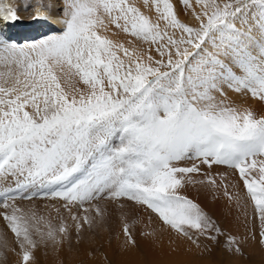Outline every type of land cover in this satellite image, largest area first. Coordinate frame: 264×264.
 Wrapping results in <instances>:
<instances>
[{"label":"snow or ice","instance_id":"1","mask_svg":"<svg viewBox=\"0 0 264 264\" xmlns=\"http://www.w3.org/2000/svg\"><path fill=\"white\" fill-rule=\"evenodd\" d=\"M62 5L56 31L20 43L3 31L21 20L17 0H0V258L39 264L41 247L78 245L114 214L117 239L138 248L142 212L145 228L204 251L264 248V0ZM188 185L222 191L243 239Z\"/></svg>","mask_w":264,"mask_h":264},{"label":"rangeland","instance_id":"2","mask_svg":"<svg viewBox=\"0 0 264 264\" xmlns=\"http://www.w3.org/2000/svg\"><path fill=\"white\" fill-rule=\"evenodd\" d=\"M60 8H62L61 5ZM40 31L42 32V30ZM41 34L52 33L49 31ZM41 34L37 33V36L34 35L33 38H41ZM22 40L25 41L26 38L24 37ZM230 95L233 96V99H238L234 94ZM218 167V170H212L213 174L221 172V166ZM206 189L208 191L203 193L190 190L186 186L184 194L199 203L225 232L236 234L242 239L245 235L243 215L237 211L234 205L227 202L226 198L222 196V191H214L209 187ZM24 203L27 206V202ZM45 203L48 201L39 199L36 201L41 209ZM147 216V212H142L140 223L132 229L136 235L138 248H125L122 235L117 239L119 228L117 227V215L114 214L101 228L91 233H84V239L78 245L73 241L71 247L66 244L59 252L41 247L40 251H37L39 254L36 252L39 264H46L47 258H53L54 264H123V262L126 264H264V248H261L256 242L250 241L243 245V255H232L222 247H217L208 241H202V246L207 244L211 251H204L203 247L198 249L189 241L162 229L158 222L154 221L150 227L145 228ZM0 228H3L2 222H0ZM153 230H155L153 237L139 235L142 231ZM9 241L11 243L10 235ZM128 251L133 252L136 261L131 262L125 259L124 254ZM15 259L13 253L7 252V260L0 258V264H15Z\"/></svg>","mask_w":264,"mask_h":264},{"label":"bare ground","instance_id":"3","mask_svg":"<svg viewBox=\"0 0 264 264\" xmlns=\"http://www.w3.org/2000/svg\"><path fill=\"white\" fill-rule=\"evenodd\" d=\"M41 3L46 4L50 7V16H49V19L47 22H43V21L37 22V21H33L31 19L32 11L35 9V7H37ZM17 5L20 8L19 14L21 16V20L16 22V23H13L7 27H3V31L5 32V34L8 37H10V38H12V39H14L20 43H25V42H29L32 40H36L37 38H35V37L33 38V36L34 35L37 36V33L41 34L42 32L47 33L49 31H51V33H53L52 31H56L60 27L58 20H59L60 16L62 15V13L60 11V9H61L60 5H61V7L63 6L62 0H17ZM182 18L187 19L186 17H182ZM0 27H2V26H0ZM40 30H42V32ZM41 35L45 36V34H41ZM24 37L26 38L25 41L22 40V38H24ZM121 38H124V37L121 36ZM38 39H40V38H38ZM230 94H232V93H230ZM234 96H235V98H238L235 94H234ZM248 102H250L249 104H252L253 107L258 108V104H256L251 99L248 100ZM221 167H220L221 172L225 171V169H223V167L222 168ZM218 168L219 167L214 166L213 169L218 170ZM196 178L200 179L201 177H196ZM231 180H232V178L230 177V181ZM192 187H193V189H192ZM188 188L190 190H194L197 192H203V193H206L208 191V189H206V187L200 186V185H193V186L188 185ZM229 190L234 191V189L231 188V185H230ZM130 253H132V254H130ZM37 254H39V253L37 252ZM124 255H125L126 260H130L131 262L136 261L134 259L133 252L128 251ZM54 262L55 261L53 258H47L46 259V264H54ZM123 264H126V263L123 262Z\"/></svg>","mask_w":264,"mask_h":264}]
</instances>
